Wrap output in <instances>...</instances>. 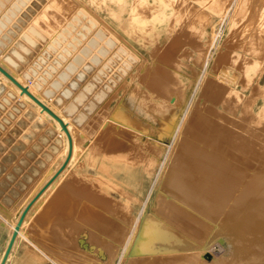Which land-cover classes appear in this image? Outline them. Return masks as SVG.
Masks as SVG:
<instances>
[{
    "label": "rangeland",
    "instance_id": "obj_1",
    "mask_svg": "<svg viewBox=\"0 0 264 264\" xmlns=\"http://www.w3.org/2000/svg\"><path fill=\"white\" fill-rule=\"evenodd\" d=\"M44 1L22 0L17 5L7 7L6 12L3 13H1L3 5L0 4V55L11 47H7L8 44L12 45L20 37L22 31L23 33L26 32L27 24L35 13L33 11H36L39 8L38 5L41 6ZM66 1L64 0V2ZM78 1L85 7L87 6L86 8L90 11L92 10L91 12L99 18L98 21L105 22L104 24H107L109 30L115 34L117 32V35L129 43L142 56L143 60H150V55H152L154 63L156 62L153 67L164 68L168 72L176 69L178 74L188 81L187 99L191 98L193 104L183 124L186 129H181L176 142H172L171 138L167 136H164L161 141L156 131L158 121L148 118L144 112L138 110L135 114L134 107H131L130 114L137 119L135 128L124 123H118L109 114L118 100L137 82L135 78L137 70L134 68L135 70L133 69L130 73L131 76H129L130 74L127 72L134 65H131L133 63L131 60L130 65H126V61L129 60L124 57L129 58L130 53L121 49L122 46L117 44L118 41L116 38H112V34L106 27L94 19H90L92 17L80 10L78 16L72 21L63 22L59 30L49 39L50 41L46 36L37 41L38 46L35 50L33 49L34 51L32 50L31 58L28 59L27 56L24 64L22 63L23 65L21 64L18 68L20 71L22 70L27 84L36 85V89L39 90L51 89L52 92L44 97L45 100L48 99L47 101L51 102L52 98L54 100L59 99L62 101L60 106L71 107V112L75 114L83 113V118L86 120L83 119L81 124L87 122V128L85 127V132L81 131L83 134L80 133L86 138L77 134L79 148L77 156L73 159L74 161L72 160L69 165L70 168L68 167L67 172H65L66 174L64 173L65 176L63 175L76 186L72 183L70 185L81 189V192L74 195L77 201L76 209L67 210L63 204L64 206L62 205L61 208L57 209V216L49 218V220H39L44 231L54 235V239H45L47 234H41L39 229L31 225L30 221L27 226L29 228L26 229V236L20 239L7 264H263L264 230L262 224L260 223L258 226L256 223L253 225V221L247 222L251 217L245 215L251 214L250 211L248 209L241 211L240 209L244 205L251 204L250 197L264 193V20L261 21L264 19V0H187L188 3L186 0H184L185 2L183 0ZM64 2L62 1L63 5ZM68 2L73 4L72 1L68 0L67 5H71ZM138 5L147 8L146 16L143 12L144 9L139 8ZM137 8L138 10H136ZM256 9H262V13ZM30 13L32 15L27 16ZM258 13L263 14L262 17L259 15L260 19L257 16ZM133 14H137L135 19L132 18ZM60 18L63 17L60 16ZM78 21H81V24ZM52 23L57 26L60 21H52ZM179 24L180 26H178ZM45 27L47 28L46 25ZM154 29L161 31L155 36ZM193 29L195 30L193 31ZM195 31L199 33L197 34ZM15 35L18 37L12 42ZM102 37L104 38L102 39ZM96 39H98L97 44ZM47 40L48 42H46ZM153 42L159 46L158 50L152 51L151 43ZM208 42L211 44L210 48L207 47L206 50H203ZM90 46L93 51L90 50ZM86 49L88 50L85 51ZM118 49L123 53H120ZM79 52L81 56L84 55L85 57H81ZM158 52L159 54H157ZM171 52L174 53L171 54ZM109 53L110 56L112 55L111 58ZM125 54L126 56H124ZM207 62L208 65L205 69L204 64ZM250 62L253 63V66H250ZM94 64L95 66L98 65L99 68L96 67L95 70ZM68 66L69 71L67 70ZM130 66L133 67L130 68ZM113 67L115 68L113 69ZM103 68L104 70H102ZM70 70L74 71L71 72ZM64 72L67 74L66 78H61L60 75ZM200 76L203 80L199 84ZM92 77L96 81L94 84L90 80ZM124 80L126 81L124 82ZM0 82L1 86L3 81L0 79ZM84 84L86 88L94 87V93H90L89 98L96 94L103 95V99L91 102L90 110L87 109L90 105V99L85 100L81 105L78 102L79 97L84 92L82 88ZM44 85L46 86L43 87ZM71 85L73 86L71 87ZM141 86L147 89L143 83ZM111 88L113 91H110ZM121 89H123V93ZM2 90L7 93L5 92L6 94L0 99V201L9 206L13 204V200L20 192L33 182L34 173L46 168L47 163L50 164L51 157H55L54 152L56 151L50 152L47 148L35 150L34 146L37 144L39 131L44 127L52 129V126L45 119L36 116V113L28 108L26 101L17 98L11 89L2 88L0 94ZM111 94L116 95L112 98ZM219 100L224 103L221 104ZM94 101L95 103H93ZM216 101L218 102L216 103ZM223 104L224 106H222ZM84 110H86V114H84ZM193 113H195L194 117ZM219 115L221 116L219 117ZM190 116L193 117L191 120L202 116L222 125L226 134L235 136L233 143L225 139L227 138L226 134L225 136L213 135L212 133L209 135L210 145L204 147L205 152L194 151L192 153L195 162L203 160L205 157L209 161L190 164L192 167L189 166L186 169L174 167L178 172L185 171L191 174L192 182L195 181L196 184V190L180 191L177 187L167 183H159L152 190L155 174H149L148 171L157 170L158 163L166 158H168L169 168L172 167L171 169H173L177 144L181 139L189 136L188 124L191 120L188 119ZM89 117L93 119L91 120ZM107 120L108 122H106ZM145 121L150 124L148 133L147 130H143V124H141ZM88 123L92 124L90 128ZM108 125L111 128L109 130L113 131H109V137L115 139L122 147L104 145L106 139L101 134ZM93 126H95L94 129ZM75 127L78 128L77 125ZM115 130L116 132L122 130V133L120 132L122 135L119 132H114ZM51 132V139L55 142L54 146L58 150L60 143L55 140L56 133L53 130ZM134 134L137 135L131 136L132 140H127L128 136L130 138V135ZM247 134H250L249 138H247ZM123 138H125L126 143ZM236 139L237 141H235ZM247 140L251 144L247 143ZM28 143L31 144L26 149ZM49 143L50 141L47 145ZM147 143L150 145L147 146ZM138 144L140 147L142 146V149L138 147ZM131 145L132 149L130 150ZM88 147L90 148L89 151L87 150ZM153 147L155 148L153 149ZM44 151L48 154H44ZM122 152L123 154L120 155ZM42 153L44 155H41ZM112 153L115 154V160H112L114 158ZM49 159L51 160L49 161ZM130 159H133V162ZM149 159H155V163L150 164L149 162V165ZM23 160L26 163H21ZM218 171L225 174L228 183L231 181L233 183V191L229 192L228 196L226 195V199L220 197V192L223 193V186L217 187L213 182ZM108 174L109 176H107ZM63 177H61L60 183L67 182L66 179L64 181ZM93 177H100L98 181L101 180V182L99 181L98 184L97 179H92ZM99 187L103 193L98 191ZM90 191L99 193V196L104 200L111 198L118 202L115 210L109 205L104 207L90 205L94 210L93 212L100 214L108 223L106 227L100 226L96 218L81 215L85 210L87 211L88 202L86 199L89 198L86 197ZM53 192L51 191L47 195L48 197H45L38 211L48 203ZM192 193L195 194L192 195ZM153 202H157V205L152 208ZM165 203L169 206L167 210L161 207ZM144 206L143 213L146 215L144 228L126 255L118 258L119 244L122 239L116 238L112 231V225L115 223L116 225L125 224L124 226L128 231L130 224L133 225L134 219L138 218ZM126 208H130L129 213L133 220L131 218L126 219L118 212L120 209ZM158 214L167 216L163 218ZM13 215L14 212L9 217L0 214V254L5 242L7 226ZM118 216L121 218L119 219ZM258 218L261 219V217ZM214 220H222L221 226L212 228L210 222L213 223ZM163 221L169 225L166 226L167 223L164 224ZM180 230L184 231L186 235L183 236V241L177 242L176 237L170 236L169 232L178 233ZM27 241L32 244L30 246L34 245L35 248L30 247ZM28 251L35 259L26 256Z\"/></svg>",
    "mask_w": 264,
    "mask_h": 264
},
{
    "label": "bare ground",
    "instance_id": "obj_2",
    "mask_svg": "<svg viewBox=\"0 0 264 264\" xmlns=\"http://www.w3.org/2000/svg\"><path fill=\"white\" fill-rule=\"evenodd\" d=\"M22 0H0V4L3 5V7H1V13L3 12H6V8L7 7H11V6H14V5H17L18 3H20ZM62 1L64 2V0H45L41 6L38 5V9H36V11L31 10L35 13H33V16L31 17V19L29 20L28 24H27V29H26V32L18 34L20 35V37H18V35H15L14 39H12L14 42L17 37L18 39L12 44H8L7 47H10L6 50V52L3 51L2 55H0V65L6 70L8 71L21 85L25 86L28 88V90L33 94L35 95L40 101H42L45 105H47L49 108H51L62 120L64 123H66L67 125V130L71 136V141H72V149H71V155H70V158H69V161L67 162L65 168L57 175V177L45 188V190L37 197V199L33 202V204L31 205V207L29 208V210L27 211L24 219H23V222L22 224L20 225L19 227V230L17 232V235H16V238H15V241L13 243V246H12V249L10 251V254L8 256V259L6 261L5 264H7L10 256L12 255L13 251L15 250V248L17 247V244L19 243L20 239L25 235V233H27L26 229L29 228L27 227L28 226V223L31 221V225L36 228V229H39V232L42 234V233H46V237L45 239L47 240H52L55 238L54 235L52 234H49L47 231H44V227H42V225H40L39 223V220H44V219H48L49 218H52V217H55L57 216V209L61 208V206L63 204H65L67 210H72V209H76V206L75 204L77 203L76 199L74 198V195L76 194H79L81 192V189L79 188H74L72 185H70V183L72 182H69L67 180V178L63 177L64 173L67 172V169L69 167V165L71 164L72 160L75 159V156H77V152H78V143H77V134H79L80 136L83 134V132H85L84 130L87 128V122L85 124H81L82 121H83V113L81 112H78L77 114L71 112L72 111V108L71 107H64V106H60V104H62V101L59 100V99H51V102L47 101L44 99L45 96H48L49 93H51V89H47V90H39V89H36V85L34 86L33 84H27L25 82V79H24V76H23V73L19 70V66L26 60V57L28 56L30 59V55L31 53L35 50V48L38 46L36 44L37 41H40V39H43L42 37H47L48 40L52 38V36L59 30V28L63 25V22L64 21H72L74 18H76L78 16V12L81 11H85V14L87 16H90L92 18L90 19H94L95 21H97L100 25H103L104 27H106V29L109 30V28L102 22V21H98L99 18L97 16H95L88 8H86L83 4H81L78 0H69V1H72L73 4H71L70 2H68L69 4L71 5H67L66 2H64L65 4L63 5ZM81 1V0H80ZM134 1V0H133ZM136 1V0H135ZM134 1V2H135ZM184 1V0H183ZM182 1V2H183ZM238 1V0H237ZM165 2V1H164ZM185 2V1H184ZM183 2V3H184ZM187 2V0H186ZM190 2V1H189ZM262 2V1H261ZM38 3V2H37ZM188 3V2H187ZM136 4V3H135ZM153 4V3H152ZM186 4V3H185ZM263 4V3H262ZM137 5V4H136ZM155 5V4H154ZM67 6V7H65ZM150 7V5H148ZM239 6V5H238ZM139 7V5H138ZM144 6H141L139 8L141 9H144L143 12L145 11H148L147 8H142ZM217 7V6H216ZM215 7V8H216ZM264 7V6H263ZM262 8V6H261ZM10 9V8H9ZM35 9V8H34ZM139 9V10H141ZM173 9V8H172ZM65 10V11H63ZM138 10V8L136 9ZM257 10V9H256ZM259 10V9H258ZM257 10V11H258ZM262 9H260L258 12H261ZM16 12V11H15ZM63 12V13H62ZM139 12V11H138ZM0 13V15H1ZM19 13V12H18ZM27 13V12H26ZM262 13V12H261ZM8 14V13H7ZM15 14V13H14ZM172 14V13H171ZM32 14L30 13L29 15L27 14V16H31ZM137 14H133V17L135 19ZM257 15V14H256ZM260 14L258 13L257 16H259ZM263 14H261L260 16L262 17ZM4 16V15H3ZM10 16V15H9ZM60 16H62L63 18H60ZM145 16H146V12H145ZM147 16H148V13H147ZM173 16V15H172ZM171 16V17H172ZM223 16V15H222ZM235 16V15H234ZM260 16H259V19H260ZM28 17V18H29ZM258 18V17H257ZM25 19V18H24ZM4 20V19H2ZM27 20V19H26ZM101 20V19H100ZM170 20V19H168ZM258 20V19H256ZM254 20V21H256ZM264 19H262L261 21H263ZM5 21V20H4ZM42 21H44L42 23ZM52 21H60V23L57 24V26H55V24L52 23ZM94 21V22H95ZM259 21V20H258ZM79 23L81 21H78ZM88 22V21H87ZM176 22V21H175ZM178 22V21H177ZM180 22V21H179ZM191 22V21H190ZM57 23V22H56ZM76 23V21H75ZM90 23V22H89ZM107 23V22H106ZM183 23V22H182ZM31 26H30V25ZM81 24V23H80ZM79 24V25H80ZM181 24V23H180ZM180 24L178 26H180ZM9 25V24H8ZM45 25L47 26V28L45 27ZM96 25V24H95ZM172 25V24H171ZM188 25V24H187ZM230 25V24H229ZM98 26V25H97ZM168 27H170L168 24H167ZM186 26V25H184ZM259 26V25H258ZM79 27V26H78ZM172 27V26H171ZM210 27V26H209ZM262 27V26H261ZM26 28V26H25ZM98 28V27H97ZM96 28V29H97ZM111 28V27H110ZM93 29V28H92ZM169 29V28H168ZM174 29V28H173ZM197 29V28H196ZM12 30V29H10ZM104 30V29H103ZM108 30H105V31H108ZM120 30V29H119ZM195 29H193L194 31ZM202 30V29H201ZM210 30V29H209ZM262 30V29H261ZM260 30V31H261ZM21 31V30H20ZM93 31V30H92ZM110 33L112 34V38L115 39L116 38V41H118V45L120 44L122 47L121 49L124 50V51H128V53H130V55L128 56L129 58H126L124 57L125 59H128L129 61H126V65H130L131 61L133 63H131V65H134L133 66H130L133 67L131 68V70H129V72L127 73H131L132 70L135 68L137 70V74H136V80L137 82L132 86L130 87L127 92L123 95V97L118 100L116 106L114 107V109L112 110L111 113H108L111 114V118L116 120L118 123H124L126 125H129V126H132L135 128V125L136 122H137V119L136 118H133L131 116V107H134L135 111L134 113L136 114L138 110L144 112V114L147 115L148 118L150 119H153L155 121H158V128H157V135H158V138L162 141V138L164 136H167L169 138H171L172 142H176V140L178 139L180 133H181V129L182 128H185L183 127L184 125V122L186 120V117H187V113L190 109V107L192 106L193 102H191V98L190 99H187V89L189 88V85H188V81L182 76V75H179L178 74V71L175 69V70H172V72H168L166 70L161 69L160 67H153V65L156 63H154V58L152 55H150L151 59L150 60H143L142 59V56L135 51V49L129 44L127 43L125 40H123L121 37H119V35H117V32L116 34L114 32H112L111 30H109ZM108 31V32H109ZM121 31V30H120ZM161 30L160 29H154V35L156 36ZM170 31V30H169ZM185 31V30H183ZM198 31V30H197ZM1 32V31H0ZM19 32V31H18ZM104 32V31H103ZM107 32V33H108ZM188 32V31H187ZM196 32V31H195ZM91 33V32H90ZM106 33V32H105ZM105 33H104V36H105ZM173 33V32H172ZM182 33V31H181ZM185 33V32H184ZM197 33V32H196ZM199 33V32H198ZM197 33V34H198ZM262 33V32H261ZM170 34V33H168ZM188 34V33H187ZM9 35V34H8ZM88 35V34H87ZM184 35V34H183ZM206 35V34H205ZM108 36V35H107ZM172 36V35H171ZM195 36V35H194ZM197 36V35H196ZM195 36V37H196ZM257 36V34H256ZM96 37V36H95ZM106 37V36H105ZM170 37V36H169ZM89 38V36H88ZM91 38V37H90ZM98 38V37H97ZM104 37H102L103 39ZM92 39V38H91ZM94 36H93V40H94ZM100 38V40H102ZM112 39V40H113ZM48 40L46 42H48ZM86 40V39H85ZM170 40V39H169ZM204 40V39H203ZM209 40H210V37H209ZM50 41V40H49ZM87 41V40H86ZM84 41V42H86ZM202 41V40H201ZM6 42V41H5ZM11 42V43H12ZM95 42V41H94ZM98 42V39H96V44ZM100 42V41H99ZM105 42V41H104ZM102 42V43H104ZM211 42V41H210ZM210 42H208V45L203 47V50H206L207 47L210 48L211 44ZM101 43V42H100ZM170 43V42H169ZM201 43V42H200ZM212 43V42H211ZM116 44V45H117ZM152 44V51L153 50H158L159 46L157 44H155V42L151 43ZM195 44V43H194ZM44 45V44H43ZM85 45V44H84ZM92 45V44H91ZM170 45V44H169ZM183 45V44H182ZM42 46V45H41ZM40 46V47H41ZM78 46V45H77ZM82 46V45H81ZM87 46V45H86ZM89 46V45H88ZM98 46V45H96ZM101 46V45H100ZM103 47L105 45H102ZM113 46V45H112ZM202 47V46H201ZM79 48V46H78ZM93 48V47H92ZM97 48V47H96ZM111 48V47H110ZM119 48V47H118ZM183 48V47H182ZM195 48V47H194ZM34 49V50H33ZM39 49V47H38ZM103 49V48H102ZM117 49V48H116ZM177 49V48H176ZM174 49V50H176ZM33 50V51H32ZM88 49H86L85 51H87ZM90 50L91 49V46H90ZM172 51V49H169ZM93 51V50H92ZM109 51H114V50H109ZM118 51H120V49H118ZM184 51V50H183ZM199 51V50H198ZM39 52V51H38ZM95 52V50H94ZM117 52V51H116ZM157 52V51H156ZM180 52V51H179ZM192 52V51H191ZM207 52V51H206ZM37 53V52H36ZM40 53V52H39ZM38 53V54H39ZM84 53V52H83ZM103 53V52H102ZM107 53V52H106ZM105 53V54H106ZM114 53V52H113ZM120 53H123L122 51H120ZM174 53V52H171V54ZM182 53V52H181ZM80 54V52H79ZM95 54V53H94ZM99 54V52H98ZM97 54V55H98ZM159 54V52L157 53ZM208 54V53H207ZM5 55V56H4ZM34 55V54H33ZM36 55V54H35ZM90 55V54H89ZM87 55V56H89ZM104 55V54H103ZM107 55V54H106ZM109 57L111 58L112 55L110 56V53L108 54ZM166 55V54H164ZM81 56V54H80ZM84 56V55H82ZM81 56V57H82ZM86 56V57H87ZM96 56V55H95ZM101 56V55H100ZM116 56V55H115ZM126 56V54L124 55ZM198 56V55H197ZM34 57V56H33ZM32 57V58H33ZM78 57V55H77ZM80 57V58H81ZM85 57V56H84ZM93 57V55H92ZM91 57V58H92ZM99 57V56H98ZM123 57V56H122ZM179 57V56H178ZM94 58V57H93ZM107 58V57H106ZM114 58V57H113ZM112 58V59H113ZM174 58V57H173ZM243 58V57H242ZM34 59V58H33ZM79 59V58H77ZM87 59V58H86ZM102 59V58H101ZM100 59V60H101ZM115 59V58H114ZM122 59V58H120ZM119 59V60H120ZM50 60V59H49ZM118 60V61H119ZM131 60V61H130ZM217 60V59H216ZM220 60V59H219ZM28 61V60H27ZM80 61V60H79ZM84 61V60H83ZM102 61V60H101ZM100 61V62H101ZM105 61V60H104ZM121 61V60H120ZM119 61V62H120ZM117 62V60H116ZM118 62V64H119ZM28 63V62H27ZM26 63V64H27ZM31 63V62H30ZM90 63V62H88ZM92 63V62H91ZM90 63V64H91ZM105 63V62H103ZM111 63V62H110ZM251 63V62H250ZM24 64V63H23ZM22 64V65H23ZM97 64V63H96ZM102 64V62H101ZM100 64V66H101ZM108 64V63H107ZM116 64V63H115ZM70 65V64H69ZM72 65V64H71ZM110 65V64H108ZM117 65V64H116ZM115 65V66H116ZM162 65V64H160ZM167 65V64H165ZM170 65V64H169ZM207 65H208V62L204 64V68L206 69L207 68ZM25 66V65H24ZM23 66V67H24ZM77 66V65H76ZM95 66V64H94ZM98 66V65H97ZM95 66L94 69L97 67ZM112 66V65H110ZM157 66V65H155ZM163 66V65H162ZM203 66V65H202ZM250 66H253V63H251ZM78 67V66H77ZM93 67V66H92ZM247 67V66H246ZM73 69L75 68L74 66L72 67ZM99 68V67H97ZM105 68H107V66H105ZM111 68V67H110ZM115 67H113L114 69ZM21 69V68H20ZM69 66L67 67V70L69 71ZM134 69V70H135ZM167 69V67H166ZM24 70V69H23ZM66 70V69H65ZM96 70V69H95ZM104 70V68L102 69ZM107 70V69H106ZM125 70V69H124ZM71 72H73L72 70H70ZM95 72V71H94ZM97 72V71H96ZM111 72V71H110ZM104 73V72H103ZM126 73V74H127ZM136 73V72H135ZM107 74V73H106ZM134 74V73H133ZM66 73H62L60 75L61 78H66ZM68 75H70V73H68ZM90 76V75H89ZM107 76V75H106ZM131 76V74L129 75ZM94 77H92V83L94 84L96 81L95 79H93ZM99 78V77H98ZM118 78V77H117ZM122 78V76H121ZM0 79L3 81V84L0 86V90L3 88H7L8 89H11L17 96V98H19L20 100L22 101H26L25 103H27V106L28 108L32 111H34L36 113V116L38 117H41L43 119H45L47 121V123L49 125L52 126V129H47L46 127H44L43 129H41L39 131V136L37 137V144H35V150H44L47 148V150H49L50 152H54L55 154V157H51V159H49V161L51 160L50 164L47 163V167L46 168H43L42 170H39L38 173H34V179H33V182L28 184L26 186V188L24 190H22L20 192V194L13 200V204L9 205V206H6L2 201H0V214H4L6 217H9V215L11 213L14 212V215L12 216V219L10 220L8 226H7V231H6V237H5V242H4V245H3V248H2V251H1V254H0V258H1V255L5 249V246L12 234V231L14 229V226L16 224V221L18 219V216L20 214V212L22 211V209L25 207V205L28 203V201H30L34 195L41 189V187L50 179V177L55 173V171L58 169V167L61 165V163L64 161L66 155H67V152H68V140H67V136L65 134V132L63 130H61L60 128V125L59 123L53 119L51 116H49L46 112L44 111H41L40 107L38 105H36L27 95L25 94H21L20 93V90L12 83L10 82L7 78H5L1 73H0ZM101 79V78H99ZM129 79V78H128ZM61 80V79H60ZM65 80V79H64ZM102 80V79H101ZM115 80V79H114ZM120 80V79H119ZM202 78L201 76L199 77V84L202 82ZM206 80V79H205ZM84 81V80H83ZM82 81V82H83ZM126 80H124L125 82ZM129 81V80H128ZM1 83V82H0ZM84 83V82H83ZM90 83V82H88ZM108 83V82H107ZM116 83V82H115ZM128 83V82H127ZM141 83H143L144 85H146L147 89L143 88L141 86ZM85 84H87L85 82ZM85 84L82 85V88L84 90L83 94L79 97V104L81 105V103H84L85 100H88L90 99L91 101L89 102L90 105L87 107V109L90 110V107H91V102L93 100H98V99H101L103 97V95L101 94H96V95H93L89 98V96L91 95L90 93H94L93 89L94 87H88L86 88L85 87ZM100 84V82H99ZM118 84V83H117ZM120 84V83H119ZM122 84V83H121ZM125 84V83H124ZM205 84V83H204ZM80 85V84H79ZM195 85V84H194ZM46 85H44L43 87H45ZM73 85H71L72 87ZM95 86V85H94ZM106 86V85H105ZM205 86V85H203ZM42 87V88H43ZM70 87V88H71ZM80 87V86H79ZM97 87V86H96ZM118 87V86H117ZM116 87V88H117ZM120 87V86H119ZM122 87V86H121ZM120 87V88H121ZM206 87V86H205ZM254 87V86H253ZM38 88V87H37ZM56 88V87H55ZM74 88V87H73ZM115 88V86H114ZM88 91H87V90ZM124 89V88H123ZM123 89H121L122 93H123ZM10 90V91H11ZM112 90V88L110 89V91ZM201 90V89H200ZM205 90V89H204ZM231 90V89H230ZM109 91V92H110ZM113 91V90H112ZM206 91V90H205ZM233 91V90H232ZM6 92V91H5ZM3 92L2 90V93L0 94V99H2L3 95H5L6 93ZM107 93V92H106ZM112 93V92H111ZM191 93V92H190ZM90 94V95H89ZM108 94V93H107ZM189 94V93H188ZM222 94V93H221ZM253 94V93H252ZM255 94V93H254ZM110 95V94H109ZM108 95V96H109ZM112 98L113 94H111ZM64 96V94H63ZM106 96V95H105ZM257 97V96H256ZM92 98V99H91ZM108 98V97H107ZM106 98V99H107ZM110 98V97H109ZM218 98V97H216ZM223 98V97H222ZM103 99V98H102ZM111 99V98H110ZM108 99V100H110ZM197 99V98H196ZM254 99V98H253ZM84 100V101H83ZM14 101V100H13ZM234 101V100H233ZM107 103V101H105ZM218 101H216L217 103ZM219 102L224 103L223 101L219 100ZM95 103V101L93 102ZM102 103V102H101ZM215 103V102H214ZM98 104V103H97ZM95 105V104H94ZM102 105H104L102 103ZM106 105V104H105ZM101 106V105H100ZM99 106V108H100ZM195 106V105H193ZM207 106V105H205ZM224 106V104L222 105ZM95 107V106H94ZM106 107V106H105ZM254 107V105H253ZM27 108V107H26ZM109 108V107H108ZM86 109V110H87ZM216 109V108H215ZM86 110H84V114H86ZM102 110V108H101ZM100 110V112H101ZM107 110V109H106ZM191 110V109H190ZM104 111V109H103ZM193 111V110H192ZM192 111H190L192 113ZM216 111V110H215ZM219 111V110H218ZM221 111V110H220ZM92 112V111H90ZM98 112V113H100ZM223 112V111H222ZM73 113V114H72ZM94 113V112H93ZM97 113V114H98ZM107 113V111H106ZM215 113V112H214ZM218 113V112H216ZM215 113V114H216ZM108 114V115H109ZM194 114L193 113V117H194ZM210 114V113H209ZM219 114V113H218ZM221 114V113H220ZM237 114V113H236ZM102 115V114H101ZM106 115V116H108ZM88 116V114H87ZM91 117H94L92 115H90ZM99 116V115H98ZM221 115H219L220 117ZM236 116V115H234ZM190 116V119L188 120H191V118H193ZM211 117V116H209ZM217 117V116H216ZM90 118V117H89ZM95 118V117H94ZM97 118V117H96ZM91 119V118H90ZM93 119V118H92ZM91 119V120H92ZM104 119V118H103ZM209 119V120H208ZM203 118L202 116H199L198 118L195 117V119L191 120L190 124H188V128H189V136L190 138L186 137V138H183L180 140V142L177 144V149L175 151V158H174V166H173V169H171L172 167L169 168L168 164H167V160L168 158L164 159L163 161L159 162L158 163V167H157V170H149L148 173H154L155 174V177H154V182L152 183V190H154L155 186L159 183H167L168 185L170 186H174V187H177L178 190L180 191H190V190H196L195 188V181L192 182L193 180L191 179V174L188 173V172H185V171H180L178 172L177 170H175L174 167L176 168H179V169H186L188 168L189 166L192 167L190 164H194V163H202L203 161H209L208 158H203V160H199L197 162L193 161V157H192V153L194 151H197L199 153H203L205 152V146H207L208 144L210 145L209 143V135L213 133V135H225L226 133L224 132L223 129H225L222 125L210 120V118ZM215 119V118H214ZM222 119V118H221ZM220 119V120H221ZM234 119V118H233ZM86 119H84L85 121ZM96 120V119H95ZM216 120V119H215ZM236 120V119H235ZM87 121H90V120H87ZM104 121V120H103ZM110 121V120H109ZM93 122V121H92ZM99 122V121H98ZM97 122V123H98ZM108 122V120L106 121ZM217 122H219L217 120ZM223 122V121H222ZM237 122V121H236ZM39 123V122H38ZM46 123V124H47ZM113 123V122H112ZM221 123V122H220ZM89 124V123H88ZM141 124H143V130H147V133H148V129L150 127V124L148 122H141ZM187 124V123H186ZM235 125V123H232ZM75 125L78 126L75 127ZM90 125V124H89ZM92 125V124H91ZM88 126L89 128L91 127ZM101 125V124H100ZM102 125H103V122H102ZM106 125V124H105ZM120 125V124H119ZM237 125V124H236ZM45 126V125H44ZM111 126V125H110ZM141 126V125H140ZM156 126V127H157ZM86 127V128H85ZM95 126H93V129H94ZM100 127V126H99ZM105 127V126H104ZM103 127V128H104ZM113 127V126H112ZM118 127V126H117ZM120 127V126H119ZM118 127V128H119ZM122 127V126H121ZM126 127V126H125ZM101 128V127H100ZM109 125L107 126L106 129H103V133L101 134L105 139H106V143H104V140H103V143L104 145L106 144L107 146H110V147H116L119 145V143L115 140V139H112L109 137V131L113 132L112 130H109ZM127 128V127H126ZM125 128V129H126ZM102 129V128H101ZM111 129V128H110ZM129 129V128H128ZM140 129V128H139ZM142 129V128H141ZM186 129V128H185ZM51 130L54 131V133H56V138L55 140H57L59 143H60V148L58 147V150L57 148H55V142H53L51 139L52 135H51ZM88 130V129H87ZM98 130V129H97ZM117 130V129H116ZM116 130L114 132H116ZM127 130V129H126ZM83 131V132H81ZM122 130H120L121 132ZM130 131V129L128 130ZM82 134H81V133ZM97 132V131H96ZM119 131H117L116 133H118ZM119 132V134H120ZM133 132V131H132ZM131 132V133H132ZM134 132H136V130H134ZM229 132V131H228ZM227 132V133H228ZM122 133V132H121ZM124 133V132H123ZM137 133V132H136ZM146 133V134H147ZM223 133V134H221ZM95 134V133H94ZM118 134V135H119ZM127 134V133H126ZM129 134V133H128ZM143 134V133H142ZM41 135V136H40ZM87 135V134H86ZM100 135V133H99ZM100 135V136H101ZM113 135V134H112ZM115 135V134H114ZM113 135V136H114ZM122 135V134H120ZM124 135V134H123ZM137 134H134V135H130V138L131 136H134ZM156 135V136H157ZM227 135V136H226ZM225 136L227 138H225L226 140H229L231 143H233L234 139L233 137H235L234 135L232 136H229L228 134H226ZM247 138L250 137V134H247ZM84 135H82L83 137ZM237 136V135H236ZM239 136V135H238ZM40 137V138H39ZM50 137V138H49ZM85 137V136H84ZM102 137V139H103ZM144 137V136H143ZM229 137V138H228ZM240 137V136H239ZM39 138V139H38ZM79 138V136H78ZM86 138V137H85ZM114 138V137H113ZM122 138V137H120ZM126 138V136H125ZM123 138V140L125 139ZM129 136L127 138V140H132L133 138L130 139ZM81 139V138H80ZM100 140V138H98ZM101 139V141H102ZM121 140V139H120ZM136 140V139H135ZM146 140V139H145ZM48 141H50L49 145H47ZM125 141V140H124ZM139 141V140H138ZM237 141V139L235 140ZM249 140H247V143L251 144V142H248ZM33 142V141H32ZM80 142V141H79ZM129 142V141H128ZM133 142V141H132ZM135 142V141H134ZM142 142V141H141ZM146 142V141H145ZM228 142V141H227ZM126 143V141H125ZM137 144V140L135 142ZM133 143V144H135ZM157 143V142H156ZM240 144H242L240 141H239ZM25 144V143H24ZM30 144L31 143H28L26 146V149H28L30 147ZM171 144V143H170ZM139 145V144H138ZM147 146L150 145L149 143L146 144ZM162 145V144H161ZM231 145V144H230ZM121 146V145H119ZM137 146V145H135ZM144 146V145H143ZM153 146V145H152ZM155 146V145H154ZM122 147V146H121ZM130 150L132 149V145L130 146ZM140 147V145L138 146ZM142 147V146H141ZM140 147V148H141ZM145 147V146H144ZM150 147V146H149ZM149 147L147 148L149 150ZM174 147V146H173ZM81 148V147H80ZM139 148V149H140ZM155 147H153L154 149ZM157 148V147H156ZM172 148V147H170ZM24 149V148H23ZM25 149V150H26ZM83 149V148H82ZM89 147H88V151H89ZM116 149V148H115ZM122 149V148H121ZM120 151H123L121 150ZM142 149V148H141ZM140 149V150H141ZM146 149V147L144 148ZM151 149V148H150ZM169 149V148H168ZM81 150V149H80ZM136 152L137 151V148H135ZM46 151V150H45ZM43 152L44 154H48L46 152ZM100 151V150H99ZM114 151V150H113ZM228 151V150H227ZM168 152V151H167ZM166 152V153H167ZM170 152V151H169ZM41 154V155H44V154ZM80 153V152H79ZM98 153V152H97ZM105 153V152H104ZM115 153V152H114ZM112 153V155L114 156L115 154ZM125 153V151H124ZM141 153L143 154V152L141 151ZM152 153V152H150ZM95 154V153H94ZM109 154V153H107ZM106 154V155H107ZM119 154V152L117 153V155ZM123 152L120 154L122 155ZM136 154V153H135ZM141 154V155H142ZM102 155H103V152H102ZM100 155V156H102ZM111 155V154H110ZM130 155V154H129ZM139 155V154H138ZM140 155V157H141ZM145 155V153H144ZM154 155V154H153ZM157 155H159L157 153ZM171 155V154H170ZM93 156V154H92ZM104 156V155H103ZM147 156V155H146ZM156 156V155H155ZM89 157V156H88ZM108 157V156H107ZM112 157V156H111ZM134 157V156H133ZM149 157V156H148ZM77 158V157H76ZM104 158H106L104 156ZM129 158V157H128ZM103 159V158H102ZM111 159V158H109ZM115 160V156L114 158H112V160ZM140 159V158H139ZM26 160V159H24ZM23 160V161H24ZM117 160V159H116ZM125 160H126V157H125ZM129 160V159H128ZM149 159L148 161V164L150 162V164H154L155 163V159L154 160H151ZM21 161V163H26L25 161L23 162ZM74 161V160H73ZM85 161V160H84ZM130 161L133 162V159ZM134 161H137L136 159H134ZM101 162V161H100ZM136 163V162H134ZM49 164V165H48ZM81 164V163H80ZM94 164V163H93ZM112 164V163H111ZM149 164V165H150ZM134 165V164H133ZM93 166V165H92ZM157 166V165H156ZM97 167V166H96ZM194 167V166H193ZM70 168V167H69ZM126 168V167H125ZM22 169V168H21ZM102 170V169H101ZM257 170V169H256ZM23 171V170H22ZM70 171V170H69ZM119 171V170H118ZM70 174V172H68ZM72 173V172H71ZM104 173L106 174V172L104 171ZM66 174V173H65ZM222 174V176H221ZM68 175V174H67ZM263 175H264V172H263ZM65 176V175H64ZM109 176V174L107 175ZM61 177L64 178V181L66 179L67 182H62L60 183V179ZM68 177V176H66ZM72 177H73V174H72ZM89 178V177H87ZM100 177L96 178V177H93L92 179H99ZM69 179V178H68ZM102 179V178H101ZM104 179V178H103ZM72 180V178H71ZM106 180V179H105ZM78 181V180H77ZM101 182V180H99ZM98 181V184L100 183ZM103 182V181H102ZM215 186L217 185L218 186H223V193L220 192V197L223 198V199H226L227 196L230 194L229 192H232V186H233V183L231 181V183L229 182L228 183V178L225 177V174L224 173H221V171H218L216 173V176L213 180ZM59 183V184H58ZM93 183V182H92ZM73 184V183H72ZM111 184V183H110ZM109 184V185H110ZM75 185V184H73ZM76 186V185H75ZM51 191H54L53 192V195L52 197L50 198V200L48 201L47 204H45V206H43V208H41L39 211V207L41 206V204L43 203V200L45 199V197L47 196V194L51 193ZM98 191L99 192H102L100 191V187L98 188ZM94 192V193H93ZM158 192V191H157ZM103 193V192H102ZM195 194V193H192V195ZM227 195V196H226ZM48 197V196H47ZM86 198H89L88 200L86 199V201L88 202V204L86 205L87 206V211L85 210L84 213H81L82 216L84 217H88V218H96L97 220V223L100 225V226H108V223L104 220V218H102L100 216V214L96 213V212H93L94 210L91 208L90 205H99L101 207H104V206H108L111 207L112 209H116L117 205H118V202L115 200V199H106L104 200L103 198H101L99 196V193H95V191H90L87 195ZM85 201V203H86ZM207 201V200H205ZM249 201L251 204L249 205H244L242 206V209H240L241 211L242 210H246L247 209L250 211L251 214L249 215H245V216H250L251 218L248 219L247 222L249 221H253V225H256L258 224V226L260 225V223L262 224V228L264 230V193H259V194H255L254 196L250 197L249 198ZM157 202H153L152 203V208L154 206H156ZM93 205V206H94ZM161 205V204H160ZM64 206V205H63ZM80 206V205H79ZM161 207H163L164 209H168V205L165 203V204H162ZM209 207H211V205H209ZM84 208V207H83ZM145 206L142 207V211H141V214L138 216V218L134 219V222H133V225L131 226L130 224V227L127 231L126 227L124 225H112V231L114 233V235L116 236V238L118 240H121L122 241L120 242L119 246H120V251H119V255H118V258H121V257H124L126 255V253L128 252V250L132 247V245L135 243V240L137 239L138 237V234L140 233V231L143 230L144 228V223L146 221V215H144L143 213V210H144ZM129 209L130 208H126V209H120L118 212L121 213L124 217H126V219L128 218H131L132 215H130L129 213ZM173 211H175L173 209ZM38 212V213H37ZM37 213V214H36ZM178 213V212H177ZM160 217H166L167 215L165 214H158ZM180 215V214H178ZM81 216V217H82ZM111 216V215H110ZM113 217V216H112ZM119 217V216H118ZM135 217V216H134ZM258 217H261L258 218ZM5 219V217H3ZM121 218V216L119 217V219ZM249 218V217H248ZM83 219V217H82ZM116 219V218H115ZM114 219V220H115ZM123 219V218H122ZM121 219V221H122ZM132 219V218H131ZM133 220V219H132ZM164 220V219H163ZM237 220V219H236ZM3 221V220H2ZM6 221H7V218H6ZM5 221V222H6ZM120 221V222H121ZM129 221V220H128ZM222 220H214L213 223L210 222L212 228H217V227H220L221 226V222ZM4 222V221H3ZM8 222V221H7ZM54 222V221H53ZM125 222V221H124ZM113 223V222H112ZM130 223V221H129ZM164 224H166L167 222L166 221H163ZM2 224V223H1ZM6 224V223H5ZM4 224V225H5ZM128 224V222H127ZM174 224V223H173ZM30 225V224H29ZM129 225V224H128ZM169 224L167 223L166 226H168ZM47 226V224H46ZM53 226V225H51ZM31 227V226H30ZM48 228V227H46ZM54 228V227H53ZM259 228V227H258ZM51 230V229H50ZM143 233V232H142ZM40 234V236H41ZM141 234V233H140ZM144 234V233H143ZM170 236H173V237H176V241L177 242H181L183 241V236H185L186 234L184 233V231L180 230V232L178 231V233L174 232V231H170L169 232ZM190 234H193V233H190ZM142 236V235H141ZM102 237V236H101ZM30 238V237H29ZM24 239V238H23ZM258 239V238H257ZM142 240V239H141ZM24 241V240H23ZM32 241V240H31ZM30 241V242H31ZM175 241V242H176ZM258 243V242H257ZM27 244H30L31 243H28L27 241ZM32 245V244H31ZM34 246V245H33ZM33 246H30V247H33ZM35 248V247H33ZM208 250V249H207ZM41 251V250H39ZM27 253V251H26ZM116 253V252H115ZM114 253V254H115ZM113 254V255H114ZM27 257H30V258H33L35 259V257H33L29 251H28V254L26 255ZM43 256V255H42ZM259 263V262H258ZM262 264V263H260ZM264 264V263H263Z\"/></svg>",
    "mask_w": 264,
    "mask_h": 264
},
{
    "label": "water",
    "instance_id": "obj_3",
    "mask_svg": "<svg viewBox=\"0 0 264 264\" xmlns=\"http://www.w3.org/2000/svg\"><path fill=\"white\" fill-rule=\"evenodd\" d=\"M0 73L7 78L10 82H12L19 90L21 94L27 95L36 105H38L41 109V111L46 112L49 116H51L53 119H55L59 125L61 130H63L67 136L68 140V152L64 159V161L61 163V165L58 167V169L55 171V173L50 177V179L41 187V189L34 195V197L28 201V203L25 205V207L20 212L18 219L16 221V224L14 226V229L12 231V234L5 246V249L1 255L0 258V264H5L8 256L10 254V251L12 249L13 243L15 241L17 232L19 230L20 225L23 222V219L33 204V202L37 199V197L45 190V188L57 177V175L65 168L67 162L69 161L70 155H71V149H72V141L71 136L67 130L66 123L63 122V120L47 105H45L42 101H40L35 95H33L27 87L21 85L8 71H6L1 65H0Z\"/></svg>",
    "mask_w": 264,
    "mask_h": 264
},
{
    "label": "crops",
    "instance_id": "obj_4",
    "mask_svg": "<svg viewBox=\"0 0 264 264\" xmlns=\"http://www.w3.org/2000/svg\"><path fill=\"white\" fill-rule=\"evenodd\" d=\"M48 195V194H47Z\"/></svg>",
    "mask_w": 264,
    "mask_h": 264
}]
</instances>
